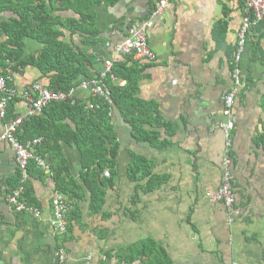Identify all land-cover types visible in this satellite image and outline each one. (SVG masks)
<instances>
[{"label":"crops","instance_id":"crops-1","mask_svg":"<svg viewBox=\"0 0 264 264\" xmlns=\"http://www.w3.org/2000/svg\"><path fill=\"white\" fill-rule=\"evenodd\" d=\"M160 2L95 4L94 36L69 23L81 21L75 11L56 12L62 41L97 60L89 70L92 76L104 71L108 61H125L114 46L127 38L131 25L151 20L148 41L155 61L145 60L137 96L158 104V114L173 134L162 131V139L170 141L163 149L137 142L114 107L112 122L121 151L103 210L91 215L92 193L82 181V152L63 142V158L47 154L49 171L29 184L31 199L41 212L37 218L15 212L7 202L19 168L13 147L1 141L7 120L0 117V264H60L61 251L65 264H106L102 256L107 252L117 259L130 257L129 264H264V18L251 30L243 55V87L233 107L236 126L229 145L220 125L226 121L223 96L232 87L244 0H170L156 14L153 10ZM2 17L10 21L16 15ZM43 48L38 40L26 39L24 56L37 55ZM10 76L13 88L22 94L49 82L33 65ZM75 95L82 103L92 101L80 88ZM11 108L16 117L26 113L28 103L19 96ZM227 154L236 181L235 207L241 212L233 223L234 210L212 198L222 184ZM135 155L155 163V174L166 178L160 188L145 192L141 187L146 182L131 180ZM58 165L68 168L64 176L81 186L80 198L71 202L72 220L65 236H58L51 224L56 194L51 166Z\"/></svg>","mask_w":264,"mask_h":264},{"label":"trees","instance_id":"trees-1","mask_svg":"<svg viewBox=\"0 0 264 264\" xmlns=\"http://www.w3.org/2000/svg\"><path fill=\"white\" fill-rule=\"evenodd\" d=\"M115 1L117 0H0V69L8 76L19 72L21 68L33 65L41 70L43 78L49 80L48 85L42 86L54 92L69 93L73 89L77 91L83 81L100 79L103 71L96 76H92L89 71L95 67L97 60L81 54L80 50L62 41V33L58 29L61 18L56 16V12L75 11L81 16V21L70 20L69 23L81 33L94 36L96 31L92 28V7L95 4H110ZM9 12L14 13L16 18L4 21L2 14ZM133 26L131 25L129 30ZM29 38L38 40L44 48L37 55L25 57V41ZM124 57L125 61L113 62L112 72L105 79L111 91L113 105L104 103L100 108L92 110L90 105L100 102L92 98L91 102L82 103L75 95V102H53L42 114L23 123L17 133L23 144L39 141L35 144L33 153L44 161L47 154H54L55 158L62 159L63 142L80 148L84 164L82 181L92 193L91 215H97L103 210L106 187L112 184L117 171L121 145L112 122L114 107L120 110L124 120L131 126L137 142L148 143L155 149H163L170 141L168 138L162 139V131L166 129L168 134H173L170 126L162 122L158 114V104L142 101L137 96L139 82L147 65L145 60L137 61L133 55ZM120 81L125 85L118 84ZM9 86L13 87L12 81H9ZM13 117L11 108L8 120ZM155 167L153 161L142 155H135L130 166V178L132 181L146 182L141 188L145 192H151L160 188L166 181L165 177L155 174ZM51 169L56 193L68 197L70 203L80 198L79 183L74 178L68 179L64 176L69 174L68 168L64 169L58 165L51 166ZM106 170L110 171V178L103 177ZM45 171L36 159L31 160V179L43 176ZM20 174L19 170V176L10 184L9 191L21 184ZM31 179L27 184L24 200L28 205L36 207L31 199ZM69 220H72V210ZM107 255L109 258H118L112 252H107ZM119 258V261H132L130 257Z\"/></svg>","mask_w":264,"mask_h":264},{"label":"built area","instance_id":"built-area-1","mask_svg":"<svg viewBox=\"0 0 264 264\" xmlns=\"http://www.w3.org/2000/svg\"><path fill=\"white\" fill-rule=\"evenodd\" d=\"M170 3V0H161L156 14H160ZM245 16L241 30L239 32L237 50L232 62V87L229 92L223 96L224 102V115L226 121H224L220 127L226 135V140L230 145L231 133L236 126V118L233 113L234 104L241 94L243 87L242 77V59L248 45L250 31L255 25L264 18V0H244ZM153 27L151 20H145L138 25H134L130 30L127 38L122 42L114 46V50L117 54L122 56L133 55L134 58L147 60L154 62L155 55L149 46L148 32ZM113 62H106L105 69L101 74L100 79H93L89 81H83L79 88L87 91L91 94L94 100L100 103H93L90 105V109H98L104 103L113 105L111 91L105 83V79L112 72ZM114 78V76H113ZM9 81H12L10 75L5 76L2 69H0V117L3 120H7L6 130L1 137V141L8 142L15 151L16 162L20 170L21 184L10 193L7 194V202L17 213L30 214L39 218L41 212L37 207L30 206L25 202L24 195L26 192L27 184L31 179L29 173V164L31 160L36 159L38 165L49 170L47 163L41 158H37L34 153L35 144L39 141H33L29 144H23L19 139L17 133L19 127L30 120L36 115L42 114L44 110L53 102H75L76 89L71 90L69 93L54 92L41 84L34 85L31 91H25L23 94L9 86ZM23 97L28 103V109L26 113L17 115L14 118L8 120V112L10 104L17 97ZM104 176L111 177L109 170L104 171ZM236 181L232 173V158L227 154L223 159V181L218 190L213 194L214 201L223 203L227 208L234 210V217L231 218V223L235 221L236 217H239L241 212L235 205L237 198L235 195ZM72 210V205L68 199L61 193H56L53 199V217L52 227L58 236H65L69 230V215ZM60 264L67 262V257L63 251L59 254ZM103 262L107 264H129L125 261H119L117 258H109L107 254L102 256Z\"/></svg>","mask_w":264,"mask_h":264},{"label":"clouds","instance_id":"clouds-1","mask_svg":"<svg viewBox=\"0 0 264 264\" xmlns=\"http://www.w3.org/2000/svg\"><path fill=\"white\" fill-rule=\"evenodd\" d=\"M69 231V230H68Z\"/></svg>","mask_w":264,"mask_h":264}]
</instances>
